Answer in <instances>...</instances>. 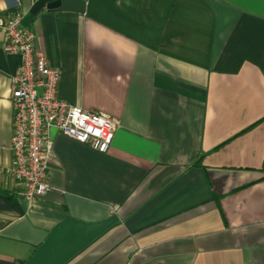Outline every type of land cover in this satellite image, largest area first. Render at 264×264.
<instances>
[{
	"label": "crops",
	"instance_id": "0c3cea01",
	"mask_svg": "<svg viewBox=\"0 0 264 264\" xmlns=\"http://www.w3.org/2000/svg\"><path fill=\"white\" fill-rule=\"evenodd\" d=\"M0 0L61 72L58 97L121 125L107 153L50 131L42 198L12 176L0 29V264H264V0Z\"/></svg>",
	"mask_w": 264,
	"mask_h": 264
},
{
	"label": "built area",
	"instance_id": "2783aa9c",
	"mask_svg": "<svg viewBox=\"0 0 264 264\" xmlns=\"http://www.w3.org/2000/svg\"><path fill=\"white\" fill-rule=\"evenodd\" d=\"M20 11L0 17L4 52L20 55L22 64L12 79V176L24 186L23 197L35 200L56 190L49 182L50 163L56 158L52 129L61 135L107 153L121 122L61 100L57 93L61 72L37 49L34 32L23 26Z\"/></svg>",
	"mask_w": 264,
	"mask_h": 264
},
{
	"label": "water",
	"instance_id": "95a60500",
	"mask_svg": "<svg viewBox=\"0 0 264 264\" xmlns=\"http://www.w3.org/2000/svg\"><path fill=\"white\" fill-rule=\"evenodd\" d=\"M48 10L52 12L70 11L79 14L86 12V1L84 0H58L48 5Z\"/></svg>",
	"mask_w": 264,
	"mask_h": 264
}]
</instances>
